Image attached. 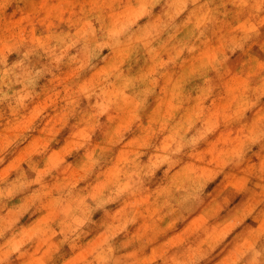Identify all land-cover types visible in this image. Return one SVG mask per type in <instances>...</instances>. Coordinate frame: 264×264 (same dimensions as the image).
I'll list each match as a JSON object with an SVG mask.
<instances>
[{"label":"clouds","instance_id":"9594fccd","mask_svg":"<svg viewBox=\"0 0 264 264\" xmlns=\"http://www.w3.org/2000/svg\"><path fill=\"white\" fill-rule=\"evenodd\" d=\"M9 2L3 0L0 7H5ZM42 2L44 0H33L34 5ZM60 2L66 5V13L78 18L74 25L77 30L80 24L87 25V34L80 36L78 31L74 33L69 28L59 38H49L44 43H38L33 38L34 33L37 27L45 28L48 21L43 18V9L34 6L32 14L23 17L20 25L13 28L7 48L3 46L4 41L0 40V104L7 102L17 111L29 110L38 99L41 82L71 66L77 69L69 85L76 96V114L83 108L99 121L102 116L115 115L116 110L124 105V98H128V106L136 114L120 141L123 144L128 136L135 134L137 125L142 124L144 117L149 114L159 82L166 74H172L175 79V73L183 71L186 79L179 91L180 106L174 119L169 121V126L182 120L185 112L194 106H199L201 115L198 119L193 118L191 124L184 128L183 135L174 134L166 141L167 147L164 149L160 148L159 136L153 137L121 164V171L115 177L106 180L103 172L111 161L100 162L78 182L65 187L57 195L53 214L49 216L41 233L20 239L18 224L0 220V239L14 233L12 238L19 240V247L14 251L22 256L28 248H36L41 252L49 250L53 256H60L64 252L73 255L102 230L103 218L106 223L118 225L108 236L104 248L107 252L121 254L123 260L122 254L131 247L124 240L135 230L137 221L116 218L114 211L125 208L131 215L129 205L143 196H151L165 182L164 173L170 176L185 162H191L196 167V174L185 182L181 203L174 209L177 215H183V222L197 214L212 196L221 201L228 197L220 216L225 212L230 216L244 214L232 232L227 233L214 246L206 241L204 247L208 251L197 256L194 261V264H214L217 249L233 233L245 228L247 221H253V217L256 223L264 219V171L260 182L251 192L237 193L221 187L224 175L240 174L247 166L246 154L257 141L247 142L246 138L258 136L260 141H264V111L256 127H242L248 119V113L260 109L264 104V90L252 87L253 77L257 73L248 76V87L238 89L234 94L237 100L233 107L237 103L244 105L236 117L228 122L221 119L214 127H204L201 123L218 105L225 102V84L236 74L245 76L248 73L250 65L245 60L235 62L237 53L246 58L248 52L264 44V0ZM129 4L140 5L146 10L134 18L118 17L117 13ZM77 5L80 7L77 8ZM85 5L102 8L90 9ZM158 5H162L159 25L145 39L146 29L152 28L157 19L154 9ZM185 17H191L187 24L184 23ZM48 31L62 30L52 27ZM44 35L42 32V39ZM116 50L127 51V58L108 67L112 63L111 54ZM10 53L17 56L16 62L12 64L7 62ZM149 65H153L152 71L140 75V72H146ZM101 68H105V71L101 72ZM258 75L264 77V66ZM82 84L87 85L83 91L80 87ZM45 116L46 112H41L39 118ZM74 118L75 115H69L70 120ZM36 126L34 124L21 141L26 140ZM229 129L231 143L217 144V148L226 151L221 155L219 164L215 161L209 164L208 154L204 150L218 134ZM197 152H204L202 160L196 159ZM202 167L216 171L213 175L202 177ZM101 182L103 186L97 188ZM249 203L251 209L246 211L245 206ZM148 206H151V201ZM46 211L34 212V217L38 218ZM66 259L67 256L60 257L59 264H64ZM24 260H27V256H24ZM83 264H96V256L86 255ZM107 264H113V261L109 259Z\"/></svg>","mask_w":264,"mask_h":264},{"label":"rangeland","instance_id":"374dc122","mask_svg":"<svg viewBox=\"0 0 264 264\" xmlns=\"http://www.w3.org/2000/svg\"><path fill=\"white\" fill-rule=\"evenodd\" d=\"M3 0H0V4ZM35 7L43 9V18L48 23L45 28L37 27L34 39L44 43L49 38H59L69 28L80 36L87 34V25L80 24L79 29L74 26L78 18H73L66 13L60 0H44L34 5L33 0H10L5 7H0V40L4 47H8L13 28L20 25L23 17H29ZM93 9L102 6L85 5ZM77 8L80 5L76 6ZM146 9L140 5H126L117 13L118 17L134 18ZM154 11L157 19L153 27L146 29L147 35L159 25V15L162 5ZM191 17H185L184 23L190 22ZM58 27L61 32H49L48 29ZM42 32L45 34L41 38ZM127 58V51L116 50L111 54L113 67L116 61L123 62ZM15 53H10L7 62H16ZM235 62L245 60L250 65L245 76L236 74L232 80L225 84V102L218 107L201 123L204 127H214L219 120L225 122L236 117L237 112L243 110L244 105L237 103V90H242L249 85L248 76L253 72L252 87L264 90V77L258 75L264 66V44L259 49H252L247 56L237 53ZM149 65L146 75L152 71ZM101 72L105 68L100 69ZM77 74V69L69 66L62 73L50 75L42 81L38 89V99L27 111H17L7 102L0 104V220L18 224L19 237L32 236L41 233L50 215L53 214L54 201L65 187L78 182L85 174L90 173L100 162L108 163L103 175L111 179L121 171V164L128 160L130 155L147 144L153 137L159 136L160 148L167 147L168 141L174 134H184L193 118H199V106L186 111L184 118L169 126L176 116L180 106L179 91L186 75L183 71L166 74L159 82L153 106L144 122L137 125L135 134L128 136L123 144L120 141L126 130L132 125L135 112L128 106V98H124V105L116 110L115 115L100 117L98 121L92 113L81 108L77 113L76 96L70 90V83ZM83 91L87 85L82 84ZM19 90V89H17ZM117 93H112L115 95ZM264 111V104L254 112L248 113V119L242 127H256ZM46 112L45 118L40 119V113ZM75 115L69 119V115ZM36 124L35 131L21 141V138ZM256 140L257 143L247 152L246 167L240 174H226L222 177V188L231 189L233 192H251L260 182L264 171V141L258 136H249L247 142ZM231 143V130L218 134L204 150L208 154V163L214 161L219 164L221 155L226 151L217 148V144ZM53 144V147L50 145ZM117 145H119L117 147ZM204 152H197L196 159L202 160ZM196 167L191 162L174 171L170 176L164 173L165 182L159 185L151 196H143L138 201L129 205L132 214L129 215L125 208L117 209L113 215L125 220H136L137 227L127 235L125 244L131 245L128 251L121 254L107 252L104 248L108 236L114 232L118 225L106 223L101 220L102 230L89 239L81 251L73 255L67 252L60 256H53L49 250L43 252L36 248H28L23 256L14 250L19 247V240L13 239L15 234L6 235L0 239V264H59L60 257L67 256L64 264H83L85 256H96V264H107L111 259L113 264H194L197 256L208 251L204 247L208 241L212 246L219 242L227 233L232 232L235 224L243 219L239 216H230L227 212L223 216L228 202V197L223 201L215 196L194 214L189 220L184 221L183 215L174 211L181 203V193L185 182L196 174ZM215 169L201 168L200 175H213ZM99 174V173H98ZM159 175V173H158ZM103 182L96 186L102 187ZM211 195V193H209ZM239 198V197H237ZM151 201V206H148ZM127 203V202H126ZM143 208V210H141ZM33 209V211H30ZM251 209V203L246 204L245 210ZM47 210L44 215L34 217V212ZM190 210V209H189ZM107 213L105 214V216ZM220 216L219 219L216 217ZM183 222V223H181ZM245 228L233 233L231 238L221 244L215 253L214 264H264V219L256 223L247 221ZM11 252V255L8 253ZM27 256V260H24Z\"/></svg>","mask_w":264,"mask_h":264}]
</instances>
